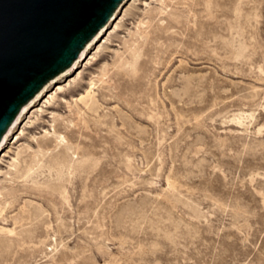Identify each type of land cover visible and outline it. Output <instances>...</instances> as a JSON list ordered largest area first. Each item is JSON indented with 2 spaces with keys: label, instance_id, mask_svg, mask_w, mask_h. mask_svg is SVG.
<instances>
[{
  "label": "rangeland",
  "instance_id": "374dc122",
  "mask_svg": "<svg viewBox=\"0 0 264 264\" xmlns=\"http://www.w3.org/2000/svg\"><path fill=\"white\" fill-rule=\"evenodd\" d=\"M54 126L0 264H264V0H138Z\"/></svg>",
  "mask_w": 264,
  "mask_h": 264
},
{
  "label": "water",
  "instance_id": "95a60500",
  "mask_svg": "<svg viewBox=\"0 0 264 264\" xmlns=\"http://www.w3.org/2000/svg\"><path fill=\"white\" fill-rule=\"evenodd\" d=\"M138 0H0V197Z\"/></svg>",
  "mask_w": 264,
  "mask_h": 264
},
{
  "label": "bare ground",
  "instance_id": "6f19581e",
  "mask_svg": "<svg viewBox=\"0 0 264 264\" xmlns=\"http://www.w3.org/2000/svg\"><path fill=\"white\" fill-rule=\"evenodd\" d=\"M90 100L92 103H88L87 102V100ZM93 99H94V97H93V95H92V93L89 91L88 93H87V95L86 96H83V97H81L80 99H79V101H81L83 104H85L84 106L85 107H87V109H92L93 107H94V103H93ZM78 101V100H77ZM80 103V102H79ZM71 104V103H70ZM80 108V107H79ZM82 110V109H81ZM80 110V111H81ZM243 114H240V115H238L237 117H235L234 118V120H237V121H240L242 118H243ZM245 117V116H244ZM55 127V126H54ZM50 133L51 132H48V136L50 135ZM56 133V132H55ZM54 136V135H53ZM49 138V137H48ZM53 138V137H52ZM47 139V138H46ZM59 139V138H58Z\"/></svg>",
  "mask_w": 264,
  "mask_h": 264
}]
</instances>
